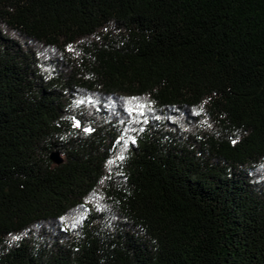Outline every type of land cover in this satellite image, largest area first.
<instances>
[{
  "label": "trees",
  "instance_id": "1",
  "mask_svg": "<svg viewBox=\"0 0 264 264\" xmlns=\"http://www.w3.org/2000/svg\"><path fill=\"white\" fill-rule=\"evenodd\" d=\"M0 264H264V0H0Z\"/></svg>",
  "mask_w": 264,
  "mask_h": 264
},
{
  "label": "water",
  "instance_id": "2",
  "mask_svg": "<svg viewBox=\"0 0 264 264\" xmlns=\"http://www.w3.org/2000/svg\"><path fill=\"white\" fill-rule=\"evenodd\" d=\"M49 158L52 160L54 164H60L62 161V157L60 156V153L58 151H52L49 154Z\"/></svg>",
  "mask_w": 264,
  "mask_h": 264
},
{
  "label": "snow or ice",
  "instance_id": "3",
  "mask_svg": "<svg viewBox=\"0 0 264 264\" xmlns=\"http://www.w3.org/2000/svg\"><path fill=\"white\" fill-rule=\"evenodd\" d=\"M76 126H79V125H76ZM88 131H90L89 129H85V132H88ZM233 143H235V141H232ZM119 159H123V157L121 156V157H119ZM14 239H15V237H14Z\"/></svg>",
  "mask_w": 264,
  "mask_h": 264
}]
</instances>
